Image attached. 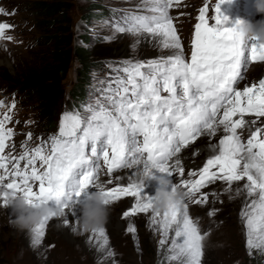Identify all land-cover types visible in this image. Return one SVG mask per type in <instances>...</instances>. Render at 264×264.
<instances>
[{"label":"snow or ice","instance_id":"snow-or-ice-1","mask_svg":"<svg viewBox=\"0 0 264 264\" xmlns=\"http://www.w3.org/2000/svg\"><path fill=\"white\" fill-rule=\"evenodd\" d=\"M223 3L217 0L213 23L209 3L199 9L186 58L170 15L180 0H141L114 22V32L158 40L171 54L126 62L114 78L100 81L99 95L79 110L62 113L57 133L31 148L32 133H27L18 155L13 154L14 145L12 152H6L15 135L8 127L13 101L0 114V189L23 193L30 204L64 208L89 187L99 188L111 203L131 198L133 203L122 216L150 214V227L158 233L160 248L167 247L169 264H202L209 233L202 232L190 215V203L206 205L209 195L217 197L202 192L210 184L222 182L226 193H232L235 185V196L246 198L239 213L245 248L249 255L254 250L264 253V78L237 87L249 64L264 63V42L240 41L232 26L225 25ZM2 14L7 13L0 9ZM12 29L14 25L0 22V41L12 40L7 35ZM217 134L218 142L208 144L211 154L206 162L185 179L182 151L199 138L211 140ZM198 154L199 150L193 153ZM120 172L125 175H116ZM157 172L179 176L178 182L171 179V188L179 186L188 193L182 206L169 212L153 208V197L143 192L139 180L145 173ZM0 206H7L3 197ZM63 220L69 223L66 216ZM50 221L32 228L34 249L42 244ZM127 232L135 236L136 229L129 225ZM87 239L102 253L115 256L105 228L90 231Z\"/></svg>","mask_w":264,"mask_h":264},{"label":"rangeland","instance_id":"rangeland-1","mask_svg":"<svg viewBox=\"0 0 264 264\" xmlns=\"http://www.w3.org/2000/svg\"><path fill=\"white\" fill-rule=\"evenodd\" d=\"M13 1H16V4L19 6L20 3L18 1L23 2L21 10H23L22 17H24L28 15L24 9L26 4L29 3L31 8H33V2L41 0ZM69 1L70 10L67 17L71 26V21L73 20L74 27L76 28L73 38L78 41L81 38V34L85 33L87 36L86 46L93 48L100 43L116 44L122 51L119 55L130 56L132 58L171 54L169 50L161 48L158 40H153L150 37H137L129 34L115 33L112 27L113 24L111 23L110 25L103 18L95 17L94 19H89L87 24L88 30L86 31V26H82L80 21L76 23V20L79 16L83 15L82 13H89L90 10L87 7L92 1L73 0V3L71 0ZM97 1L116 5L118 8H126L128 9L127 11L137 8L141 3V0ZM48 2H53V0H48ZM34 14L36 13L31 9L28 16L34 17L36 16ZM25 22L21 25H15L14 29L23 30ZM55 35L56 33L53 32L51 42H53ZM77 35L80 36L77 37ZM97 35L104 36L103 40L101 39L100 42L93 41V38L97 37ZM26 37L32 36L26 35ZM72 41L73 39L71 38L70 42ZM27 42L25 40L23 43L25 44ZM181 42H183L182 39ZM26 45H16L10 42L0 43V72L6 70L11 77L19 79L18 69L25 61L37 60L41 53L44 54V50L46 49V47L27 49ZM50 48L52 49L53 46ZM52 54L53 50L50 55ZM91 57L94 58V56ZM74 64H72L71 68H74ZM76 73V69H73L67 77L66 83L70 78L74 81ZM262 73H264V65L257 66L255 75ZM0 81L3 84L16 83L11 79L3 77L1 73ZM2 89L0 88V91ZM215 138V143H217L220 134H217ZM209 142L211 140L208 137L199 138L185 152L199 150V153L203 151L201 156L211 154L208 149ZM189 155H193V153H189ZM201 163L202 159L197 162L196 166H200ZM116 175L122 176L125 173L120 172ZM151 184H147L146 186L149 188L143 191L149 196L155 193L157 187ZM225 187L226 185L222 182H215L202 191L217 193V197L209 195L210 199L219 198L224 201L223 203L216 202L214 199L212 200L213 202H208L206 205L190 204L189 207L190 215L198 221L201 231L210 232L204 240L202 264H251L253 260L254 263L264 264V253L254 250L252 255H249L245 248V236L242 229V222L239 218V213L245 203V196H235V185L233 186L232 193L224 192L223 189ZM151 192L154 193L152 194ZM229 195H232L234 198L229 199ZM130 200L133 203L131 198ZM128 203L129 201L126 200L122 203L111 205V217L105 225L109 248L115 253L114 257H109L102 253L94 242L90 243L88 241L87 237L90 232L82 236L73 234L71 225L80 219L78 215H73V217L71 215L66 216L69 223L62 228L58 227L61 221L56 219L51 220L46 228V235L42 244L34 249L31 247L30 235H26L23 231L12 226L11 219L14 218V215L10 212L9 206H0V264H169L167 247L160 248L158 244V233L150 227V214H139L136 217L130 216L128 218L122 216L121 211ZM70 208L82 215L81 207L70 206L65 208V212L71 210ZM213 209L217 210L215 215L209 216L208 213ZM129 225L135 227V236L127 232Z\"/></svg>","mask_w":264,"mask_h":264},{"label":"clouds","instance_id":"clouds-1","mask_svg":"<svg viewBox=\"0 0 264 264\" xmlns=\"http://www.w3.org/2000/svg\"><path fill=\"white\" fill-rule=\"evenodd\" d=\"M254 3L257 12L264 14V0H254ZM232 28L240 41L256 38L264 42V18L255 22L238 18ZM150 179H154L157 184L155 193L152 195V206L155 210L169 212L174 207L182 206L188 199V193L182 187L177 186L174 190L170 187L173 182L164 174L145 173L140 177V186L145 187V181ZM0 197H3L7 201V206L11 207L14 215L11 224L20 231L31 232L35 225L44 220L61 221L58 225L60 228L68 225L63 220L66 212L62 206L51 203L30 204L23 193L4 189H0ZM111 205L109 198L103 195L99 188L88 192L81 203L80 219L71 225L73 234L82 236L90 231L105 228Z\"/></svg>","mask_w":264,"mask_h":264},{"label":"trees","instance_id":"trees-1","mask_svg":"<svg viewBox=\"0 0 264 264\" xmlns=\"http://www.w3.org/2000/svg\"><path fill=\"white\" fill-rule=\"evenodd\" d=\"M35 4L43 25L41 28L42 38L40 41L42 42L40 45L42 48L46 47L44 54L41 53L37 60H26L18 69L19 79L11 77L6 70L0 73L3 77L11 79L14 82L37 87L43 95L46 109L50 114L54 110L55 103L59 97L60 82L67 72L71 57L67 17V8L70 5V1L53 0V2H48V0H41L36 1ZM95 6L93 3L87 7L90 10L88 15L91 19L95 18L93 15ZM53 32L56 35L53 38V42H51ZM52 46L53 48L51 49L50 47ZM52 50L53 54L50 55ZM121 53V48L112 43H100L93 48L91 46L78 47L75 50V54L82 64L79 73L84 76H89L92 70L91 68L101 59ZM91 56H94V58ZM251 264L260 263H254L253 260Z\"/></svg>","mask_w":264,"mask_h":264},{"label":"bare ground","instance_id":"bare-ground-1","mask_svg":"<svg viewBox=\"0 0 264 264\" xmlns=\"http://www.w3.org/2000/svg\"><path fill=\"white\" fill-rule=\"evenodd\" d=\"M215 139V140H214ZM214 140V141H213ZM215 141H216V138H211V142L212 143H215ZM186 154V152H183V153H181V159H184V157L185 158H187V156L185 155ZM156 174H160V173H156ZM146 183H152L154 186H157V184H156V181L154 180V179H150V180H147V181H145V184ZM151 184V185H152ZM149 186V185H148ZM144 191V190H143ZM145 193V192H144ZM152 193V192H151ZM154 193V192H153ZM152 193V194H153ZM154 195V194H153ZM71 209V208H70ZM9 210H10V212L11 213H13L12 212V209H11V207L9 206ZM69 215H71L72 217H73V215H78L79 217H81V215L79 214V212H77L76 210H74V209H71V210H68V211H66V216H69ZM111 217V213H110V215H109V218ZM108 218V219H109ZM24 233H26V235H30V232H28V231H23ZM215 236V235H214Z\"/></svg>","mask_w":264,"mask_h":264}]
</instances>
